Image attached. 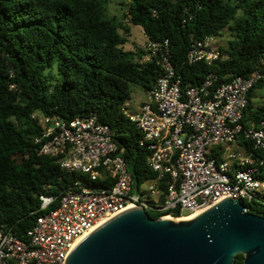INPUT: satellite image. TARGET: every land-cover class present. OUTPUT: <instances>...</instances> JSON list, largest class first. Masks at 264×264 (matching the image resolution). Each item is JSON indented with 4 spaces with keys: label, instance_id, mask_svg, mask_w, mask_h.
I'll use <instances>...</instances> for the list:
<instances>
[{
    "label": "trees",
    "instance_id": "obj_1",
    "mask_svg": "<svg viewBox=\"0 0 264 264\" xmlns=\"http://www.w3.org/2000/svg\"><path fill=\"white\" fill-rule=\"evenodd\" d=\"M105 13L104 0H0V226L18 238L42 214L40 195L59 198L83 178L39 154L35 140L42 128L35 114L67 122L95 116L111 129L134 189L156 177L139 145L141 133L124 111L133 86L146 94L164 72L158 59L139 61L145 46L126 50L130 29ZM124 17L142 29L146 43L168 41L172 64L188 82L198 84L212 73L218 84L228 83L258 71L261 78L248 93L241 123H263L264 132V104L252 103L264 88V0H128ZM225 29L230 33L220 49L225 58L210 66L186 63L194 41L222 36ZM240 143L263 161L258 172L264 181V148ZM166 184L167 179L162 193ZM163 200L162 194L158 203ZM244 205L264 217V194ZM146 212L152 219L160 216ZM233 264H244L242 255Z\"/></svg>",
    "mask_w": 264,
    "mask_h": 264
},
{
    "label": "built area",
    "instance_id": "obj_2",
    "mask_svg": "<svg viewBox=\"0 0 264 264\" xmlns=\"http://www.w3.org/2000/svg\"><path fill=\"white\" fill-rule=\"evenodd\" d=\"M214 38L194 41L186 63L210 66L225 58L212 44ZM152 59H158L163 76L136 112H124L141 133L139 145L148 153L147 165L155 179L134 189L111 129L95 116L67 122L35 114L42 128L35 140L39 154L55 158L62 170L83 178L59 198L39 196L42 214L24 239L0 226V264H66L76 245L99 224L132 208L181 220L229 197L244 205L264 190L258 172L263 161L240 143L248 142L253 150L264 148L263 123H241L248 93L260 73L221 84L209 73L198 84L188 82L176 72L167 40L147 41L139 61ZM100 181L106 184L93 186ZM162 194L164 200L158 203Z\"/></svg>",
    "mask_w": 264,
    "mask_h": 264
},
{
    "label": "water",
    "instance_id": "obj_3",
    "mask_svg": "<svg viewBox=\"0 0 264 264\" xmlns=\"http://www.w3.org/2000/svg\"><path fill=\"white\" fill-rule=\"evenodd\" d=\"M264 264V217L229 197L195 217L152 219L142 207L94 229L66 264Z\"/></svg>",
    "mask_w": 264,
    "mask_h": 264
},
{
    "label": "rangeland",
    "instance_id": "obj_4",
    "mask_svg": "<svg viewBox=\"0 0 264 264\" xmlns=\"http://www.w3.org/2000/svg\"><path fill=\"white\" fill-rule=\"evenodd\" d=\"M106 2V17L111 19H116L122 26H126L130 29V35L128 37V42L125 45L126 50H132L134 48H142L146 43V36L144 35L142 29L139 26H132L129 24L128 20L125 19V14L128 9V0H104ZM123 34V31L120 30ZM222 36L215 37L212 42L214 46L218 48H225L227 46V41L230 39V33L228 29L221 31ZM256 96L252 98V103L254 106H261L264 104V88L257 90L255 92ZM145 94L141 88L137 86L132 87V96L128 101V110L130 112H136L144 101ZM259 193L264 194V190H259Z\"/></svg>",
    "mask_w": 264,
    "mask_h": 264
},
{
    "label": "bare ground",
    "instance_id": "obj_5",
    "mask_svg": "<svg viewBox=\"0 0 264 264\" xmlns=\"http://www.w3.org/2000/svg\"><path fill=\"white\" fill-rule=\"evenodd\" d=\"M199 213H197V214H194V215H191V216H189V217H186V218H184V219H181V220H179V221H184V220H188V219H191V218H193V217H195L196 215H198ZM164 219H169V218H164ZM103 224V223H102ZM102 224H99L97 227H99L100 225H102ZM93 231V230H92ZM91 231V232H92Z\"/></svg>",
    "mask_w": 264,
    "mask_h": 264
}]
</instances>
